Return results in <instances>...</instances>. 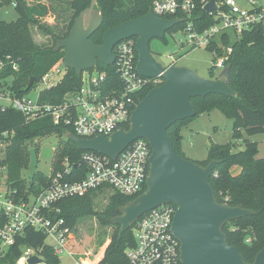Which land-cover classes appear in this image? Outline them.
Returning a JSON list of instances; mask_svg holds the SVG:
<instances>
[{"label": "trees", "instance_id": "trees-1", "mask_svg": "<svg viewBox=\"0 0 264 264\" xmlns=\"http://www.w3.org/2000/svg\"><path fill=\"white\" fill-rule=\"evenodd\" d=\"M14 0H0V9L12 3ZM15 8L18 17L12 21H6L0 17V59L12 55L19 61L20 69L16 72V88L19 93L28 92L32 86L30 79H39L47 70L64 61L65 49L57 50L56 43L66 38L75 23L76 17L87 7L91 0H67L74 15L66 32H56L47 27L43 30L53 39V44L41 46L34 40L31 25L38 22L35 16L48 12L47 5L40 7L31 6L26 0H15ZM61 2V0H58ZM155 0H98L97 8L104 14L101 27L93 33L91 39L96 44L103 42V36L107 29L127 20L143 16L149 12ZM220 1V0H216ZM196 8L192 14L195 29L199 32L209 28L214 23L213 16L205 11L203 0H194ZM185 17L181 12L166 15L165 18ZM188 19V17H186ZM186 22L174 26L168 32L183 30ZM137 40V37H133ZM167 42L166 36L161 39ZM218 38L207 49L212 51L218 43ZM223 43L232 46L233 50L227 60L230 67V85L237 92L236 96L224 94H209L207 96L193 97L196 115L192 118L179 120L168 128V135L172 138L179 155L186 157L183 151L182 133L184 127L191 123L200 113L219 109L234 120L236 138H242L241 130L248 134L264 133V27L257 26L245 30L241 35L223 37ZM222 49L220 52L222 53ZM98 69L108 71L109 83L118 81L114 65H105L99 62ZM212 72L214 67L211 68ZM150 85L140 96L138 103L147 93L156 86ZM82 85V75L74 69L67 68V73L59 85L51 91L43 94L46 101H61L69 91H75ZM125 127L128 129L129 124ZM15 130L12 143L1 157L0 165L8 168V183L11 189L17 191V198L31 199L49 185L51 175L63 167L65 158L78 163L84 150L66 138V133L73 127L56 124L51 116L37 118L26 122L22 113L15 109L2 111L0 107V131ZM58 133L66 139L61 141L55 151L50 174L37 171L32 183L28 182L25 170L29 169L31 162V140ZM63 142V143H62ZM62 144V145H61ZM36 150L39 148L36 142ZM259 143L246 140L245 148L235 151L232 144L212 143L209 147V155L205 160L198 161L207 165L209 161L219 160L210 177V183L215 189L219 202L231 206H241L256 211L253 215H247L238 219L229 220L223 227L230 245L236 246L247 262H253L256 254L264 247V157L259 158ZM187 158V157H186ZM239 168L234 172V168ZM80 166L75 172L80 171ZM147 189L136 195H125L115 192L111 195L109 203L103 211H97L92 191L85 195L69 197L61 200L57 205L61 209L60 216L64 217L72 228L75 224L87 217L96 216L103 224L115 226V232L110 238V243L105 255L98 264H124L126 262V250L135 243L133 226L120 233L119 226L113 225L110 219L120 214V207L127 201L135 199ZM48 235L28 228L23 234L18 235L15 244L7 249L6 254L0 258V264H17L23 248L30 247L38 251L48 264H61L60 255L55 253L52 246L46 243ZM248 239H250L248 241ZM100 254H103L102 251ZM94 260L90 259L89 264Z\"/></svg>", "mask_w": 264, "mask_h": 264}, {"label": "built area", "instance_id": "built-area-1", "mask_svg": "<svg viewBox=\"0 0 264 264\" xmlns=\"http://www.w3.org/2000/svg\"><path fill=\"white\" fill-rule=\"evenodd\" d=\"M209 1L203 0V7ZM247 2L249 6L245 8L237 0L216 1L217 9L209 13L214 23L201 32L195 29L191 18L196 8L194 0H155L151 9L160 17L183 13L186 22L183 32L191 48H208L218 38L217 46L211 52L215 57L213 67L221 72L233 50L232 46H226L221 41L222 38L239 37L245 30L264 27V0ZM12 4L15 6L16 1ZM176 35L174 33V37ZM114 52L116 59L113 65L118 81L111 82V85L108 71L98 69L97 65L82 72V85L77 90L67 92L61 101L55 102L46 101L43 94L56 88L65 77L68 67L64 61L30 84L32 88L28 92L19 93L16 88L19 61L12 55L1 58L2 111L15 109L22 113L26 122L51 116L56 124L73 127V133L79 137L102 135L110 138L115 131L130 124L132 111L138 105L141 93L150 85L163 83L162 78H149L137 70L136 39L118 42ZM14 137L15 130H1L0 151L6 150ZM151 153L152 147L143 137L132 141L116 159L94 150H84L78 163L65 158L62 169L51 175L49 185L39 195L24 199L15 198L7 190L0 193V258L15 244L18 235L28 228L54 237L55 243L50 246L58 255L66 251L74 256L73 250L68 247L73 228L60 216L61 209L57 204L69 197L106 188L128 196L141 193L147 184ZM79 166L81 168L77 173L74 169ZM176 211V204L166 203L138 219L133 226L135 243L127 248L124 264H182L181 242L172 230ZM33 255L42 257L33 248H23L18 263L28 264ZM41 264L48 263L43 258ZM74 264L85 262L78 257Z\"/></svg>", "mask_w": 264, "mask_h": 264}, {"label": "water", "instance_id": "water-1", "mask_svg": "<svg viewBox=\"0 0 264 264\" xmlns=\"http://www.w3.org/2000/svg\"><path fill=\"white\" fill-rule=\"evenodd\" d=\"M98 0H91L75 19L69 35L60 39L55 48L65 49L64 64L79 75L96 67L99 62L109 66L116 59L115 45L125 39L137 37V70L149 78L160 77L163 83L151 89L132 111L129 128L115 131L110 138L98 135L83 138L72 131L66 138L81 150H94L113 159L135 139L146 138L151 147L147 189L135 199L120 207V214L110 222L119 226L120 233L130 229L146 212L166 203H174L172 230L181 242L182 264H264V247L253 262H247L236 246L230 245L223 230L232 219L253 215L256 211L231 206L218 201L210 177L219 160L207 165L178 154L168 128L179 120L192 118L197 111L193 97L209 94L236 96L230 85L231 71L226 66L217 77L206 78L195 68L183 65H162L151 52V41L163 39L174 26L185 18L172 19L156 15L152 9L107 29L103 42L96 44L91 36L103 24L104 14L97 8ZM206 12L217 9L216 0L205 6ZM36 77L30 79L32 85ZM30 183L37 171L39 157L34 140L30 142ZM43 258L33 255L28 264H41Z\"/></svg>", "mask_w": 264, "mask_h": 264}, {"label": "rangeland", "instance_id": "rangeland-1", "mask_svg": "<svg viewBox=\"0 0 264 264\" xmlns=\"http://www.w3.org/2000/svg\"><path fill=\"white\" fill-rule=\"evenodd\" d=\"M29 5L40 7L47 5L49 10L44 15L35 16L38 22L31 25L32 34L37 44L49 46L53 44V39L43 30L47 27L56 32H66L67 27L74 15L67 0H26ZM243 7L249 6L247 0H237ZM0 17L6 21L15 20L18 12L12 3H7L0 9ZM179 31V32H178ZM167 32V42L159 38L151 41V52L155 59L162 65H183L198 70L199 74L206 78H214L220 70L211 68L215 64L213 53L204 47L191 48L186 41L183 30ZM58 32V33H59ZM234 38V37H233ZM223 52V51H222ZM235 124L232 118L225 116L221 110L213 109L210 112L200 113L187 127L183 130V151L187 158L196 162L205 160L209 155L211 144H232L235 151L245 148L246 140L256 141L259 143L258 157H264V133L248 134L245 129L241 130L242 138H236ZM66 138L61 134L54 133L35 140L39 148L38 171L50 174L55 151L59 143ZM63 143V142H62ZM62 145V144H61ZM5 155V150L0 151L1 157ZM31 163V162H30ZM5 170V171H4ZM29 170H25V176L29 179ZM234 172L239 168H234ZM4 171V172H3ZM8 168L6 165H0V193H13L17 198V191L11 189L8 183ZM115 192L106 188L93 193L97 211H103L110 201V197ZM1 207V205H0ZM116 227L103 224L96 216H91L78 221L73 228V232L68 239V247L74 252V256L68 252L60 254L61 264H74L78 257L82 258L87 264V260H94L93 264H98L103 259L106 249L110 243V238L115 232ZM47 244H54L55 239L48 236ZM102 251L103 254H100ZM17 264H19L17 262Z\"/></svg>", "mask_w": 264, "mask_h": 264}, {"label": "crops", "instance_id": "crops-1", "mask_svg": "<svg viewBox=\"0 0 264 264\" xmlns=\"http://www.w3.org/2000/svg\"><path fill=\"white\" fill-rule=\"evenodd\" d=\"M191 123H189L186 127H184V128H187L189 125H190ZM184 130V129H183ZM182 133H183V131H182Z\"/></svg>", "mask_w": 264, "mask_h": 264}, {"label": "bare ground", "instance_id": "bare-ground-1", "mask_svg": "<svg viewBox=\"0 0 264 264\" xmlns=\"http://www.w3.org/2000/svg\"><path fill=\"white\" fill-rule=\"evenodd\" d=\"M89 263H90V260L88 259V260H87V264H89Z\"/></svg>", "mask_w": 264, "mask_h": 264}]
</instances>
